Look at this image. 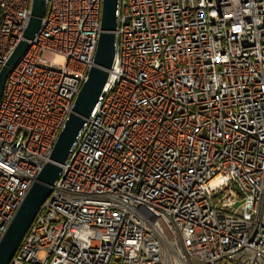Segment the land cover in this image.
Segmentation results:
<instances>
[{"label":"built area","instance_id":"obj_1","mask_svg":"<svg viewBox=\"0 0 264 264\" xmlns=\"http://www.w3.org/2000/svg\"><path fill=\"white\" fill-rule=\"evenodd\" d=\"M32 0H0V68ZM102 0H45L0 96V236L92 65ZM115 55L7 264H264V0H117Z\"/></svg>","mask_w":264,"mask_h":264},{"label":"water","instance_id":"obj_2","mask_svg":"<svg viewBox=\"0 0 264 264\" xmlns=\"http://www.w3.org/2000/svg\"><path fill=\"white\" fill-rule=\"evenodd\" d=\"M116 6L117 0H102L101 2L100 31L93 54V63L73 99L71 111L53 143L48 159L37 172L6 229L0 236V264L8 263L41 203L49 195L60 171V165L65 162L85 123V118L92 111L98 97L104 93L103 87L115 55ZM44 9L45 0H32L30 16L23 30L22 38L0 68V96L7 74L19 57L26 52L29 46L28 39H31L36 33Z\"/></svg>","mask_w":264,"mask_h":264}]
</instances>
